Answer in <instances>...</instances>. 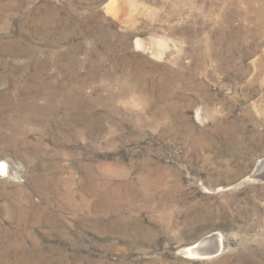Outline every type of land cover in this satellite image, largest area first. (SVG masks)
Returning <instances> with one entry per match:
<instances>
[{"label":"rangeland","instance_id":"1","mask_svg":"<svg viewBox=\"0 0 264 264\" xmlns=\"http://www.w3.org/2000/svg\"><path fill=\"white\" fill-rule=\"evenodd\" d=\"M111 1L0 0V264H264V0Z\"/></svg>","mask_w":264,"mask_h":264},{"label":"bare ground","instance_id":"2","mask_svg":"<svg viewBox=\"0 0 264 264\" xmlns=\"http://www.w3.org/2000/svg\"><path fill=\"white\" fill-rule=\"evenodd\" d=\"M110 9H112L113 10V12L115 11H117L118 10V8L119 7H121V5H119V1L118 0H112L111 1V3H110ZM119 11V10H118ZM260 167V166H259ZM205 243H206V241H205ZM205 246V245H204ZM202 247H203V245H202ZM202 247H200V249H202ZM206 248V247H205ZM204 249V248H203ZM192 251L193 252H198V251H202V250H199V247H197V246H194L193 248H192Z\"/></svg>","mask_w":264,"mask_h":264}]
</instances>
